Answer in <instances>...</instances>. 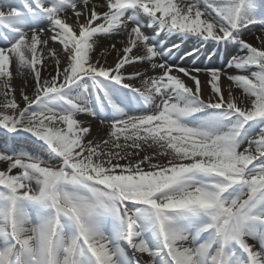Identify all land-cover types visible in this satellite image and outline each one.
Instances as JSON below:
<instances>
[{"label":"snow or ice","instance_id":"snow-or-ice-1","mask_svg":"<svg viewBox=\"0 0 264 264\" xmlns=\"http://www.w3.org/2000/svg\"><path fill=\"white\" fill-rule=\"evenodd\" d=\"M0 264H264V0H0Z\"/></svg>","mask_w":264,"mask_h":264},{"label":"bare ground","instance_id":"bare-ground-1","mask_svg":"<svg viewBox=\"0 0 264 264\" xmlns=\"http://www.w3.org/2000/svg\"><path fill=\"white\" fill-rule=\"evenodd\" d=\"M250 38H252L251 36H250ZM177 43H180V41H176ZM192 43H188V42H185L184 44H181V47L182 48H184V47H187L189 50H191V48H192ZM201 54H203V53H201ZM200 59H201V65L200 66H204V65H207L208 63H209V61H205L203 58H201L200 57ZM216 63H222L223 62V59H218V60H216L215 61ZM181 63H183V62H181ZM189 63H191V61H189Z\"/></svg>","mask_w":264,"mask_h":264},{"label":"rangeland","instance_id":"rangeland-1","mask_svg":"<svg viewBox=\"0 0 264 264\" xmlns=\"http://www.w3.org/2000/svg\"><path fill=\"white\" fill-rule=\"evenodd\" d=\"M247 39H249V40H252L253 38H250V36H248V37H246ZM253 42H255V41H253ZM221 56H222V54H221ZM201 58H203V59H205V60H208L207 58H205L204 57V54L202 55V57ZM20 83V80L18 79L17 80V84H19Z\"/></svg>","mask_w":264,"mask_h":264}]
</instances>
